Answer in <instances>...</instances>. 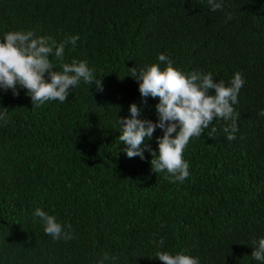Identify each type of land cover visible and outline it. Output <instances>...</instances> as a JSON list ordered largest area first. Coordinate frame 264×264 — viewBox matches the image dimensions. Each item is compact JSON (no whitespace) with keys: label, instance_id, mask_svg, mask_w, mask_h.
Returning <instances> with one entry per match:
<instances>
[{"label":"trees","instance_id":"obj_1","mask_svg":"<svg viewBox=\"0 0 264 264\" xmlns=\"http://www.w3.org/2000/svg\"><path fill=\"white\" fill-rule=\"evenodd\" d=\"M0 0V38L34 30L65 45L60 63L86 60L103 91L81 82L63 103L33 107L26 90H0L9 109L0 122V264H165L159 250H187L200 264H258L264 237V0ZM232 19L226 22V13ZM166 53L184 71L211 72L226 84L246 79L235 105L239 131L228 141L215 119L190 139V176L172 182L153 171L152 155L129 158L118 116L136 103L141 119H158L159 97L139 92L132 67ZM167 63L161 64L165 68ZM211 95L215 90H210ZM157 128L150 141L158 150ZM175 135V134H173ZM40 207L71 225L54 240L32 213ZM164 238L162 247L154 241Z\"/></svg>","mask_w":264,"mask_h":264},{"label":"clouds","instance_id":"obj_2","mask_svg":"<svg viewBox=\"0 0 264 264\" xmlns=\"http://www.w3.org/2000/svg\"><path fill=\"white\" fill-rule=\"evenodd\" d=\"M212 11L224 7L223 0H207ZM232 13H226V22L232 19ZM80 40L79 34L70 36L63 43H57L51 36H36L34 30L9 31L0 38V90H11L18 96L21 89L30 96L33 107H39L50 100L63 103L72 93V89L81 82L95 85L97 90L103 91L102 79L98 78L95 69L89 67L86 60L73 59L71 63H60V70L50 59L54 56L62 61L65 45L73 47ZM160 63L145 65L141 68L132 67L131 76L139 81V92L143 98L159 97L156 104L158 119H141V109L136 103L129 106V116H118L117 124L119 140L125 145L123 149L129 158L144 159L145 151L152 155L153 171L167 172L172 182H184L190 176V164L184 159L183 153L194 137L213 123L222 118L228 123L223 132L228 141L237 139L239 126L236 120L234 106L239 104V93L246 83L241 72H236L230 83L222 79L214 80L211 72L193 70L184 72L173 66V61L166 53L158 54ZM167 63L165 68L161 64ZM215 90L211 95L210 90ZM9 109L0 106V122H7ZM264 117V109L259 111ZM160 128L163 135L157 137L158 150L151 149L146 141H150L154 131ZM175 134V135H173ZM32 216L38 219L44 232L54 240H71L73 233L71 225H63L56 216L49 214L43 208L34 209ZM158 247L164 244V238L154 241ZM251 257L258 264H264V237L253 240ZM155 258L165 264H200L199 257L188 254L187 250L175 252L159 250ZM106 253L98 262L116 260Z\"/></svg>","mask_w":264,"mask_h":264}]
</instances>
